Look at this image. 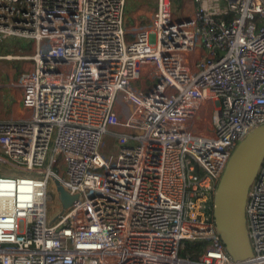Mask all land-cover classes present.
<instances>
[{"label": "built area", "instance_id": "obj_1", "mask_svg": "<svg viewBox=\"0 0 264 264\" xmlns=\"http://www.w3.org/2000/svg\"><path fill=\"white\" fill-rule=\"evenodd\" d=\"M190 1L138 24L126 0H0V42L32 40L0 120V264H237L213 198L264 124V0ZM244 211L264 264V159Z\"/></svg>", "mask_w": 264, "mask_h": 264}, {"label": "water", "instance_id": "obj_2", "mask_svg": "<svg viewBox=\"0 0 264 264\" xmlns=\"http://www.w3.org/2000/svg\"><path fill=\"white\" fill-rule=\"evenodd\" d=\"M264 159V124L243 138L230 155L213 198V219L226 252L237 264H257L247 234L245 202L248 188ZM63 208L77 197L56 183Z\"/></svg>", "mask_w": 264, "mask_h": 264}, {"label": "rangeland", "instance_id": "obj_3", "mask_svg": "<svg viewBox=\"0 0 264 264\" xmlns=\"http://www.w3.org/2000/svg\"><path fill=\"white\" fill-rule=\"evenodd\" d=\"M155 1L156 0H150V4H149L148 3L149 1H147V0H126L127 9L129 11V13L127 15V19H128L127 22L134 23V18L132 16H135V21L138 24L139 23H145L146 22V16L148 15V12L152 11V8H153V5L155 4ZM178 1H180V0H175V2L173 3V11L178 16H180L179 5L177 3ZM184 2H185V5L188 6L187 5L188 1L184 0ZM10 38H18V37H10ZM10 42H11L10 45H7V48H5V49L1 48V45L3 43L0 42V43H2V44H0V55L3 56L2 58H0V76L5 77L9 73H12L13 78H8V80H7L8 85L13 83L14 86L10 87V88L13 90L14 89L18 90V87L15 84L17 83V81L20 77V74L25 69L24 57H29L32 53V40L31 39H25V41H23V42H25L24 47H19V48H16V46L20 44L19 40L17 42L16 39H10ZM8 56H11V57H8ZM111 153H112V150H110L108 152L107 156H110ZM55 169H57V167ZM55 197H56V195H55ZM51 198L52 199L49 201V204H48L49 207L52 206V208H49L50 209L49 215L51 214V209L53 210L54 207L57 208V206H58V199H57V197L54 198L53 193L51 194ZM52 214H53V212H52Z\"/></svg>", "mask_w": 264, "mask_h": 264}, {"label": "crops", "instance_id": "obj_4", "mask_svg": "<svg viewBox=\"0 0 264 264\" xmlns=\"http://www.w3.org/2000/svg\"><path fill=\"white\" fill-rule=\"evenodd\" d=\"M147 1H149L148 3L150 4V0H147ZM187 1H188L187 7L190 10V7H192V3L190 0H187ZM155 6H156V1H155V4L153 5L152 11L154 10ZM151 12H148L146 19L151 14ZM128 13H129V11L127 9V15H128ZM132 17L135 19V16H132ZM10 39H16L17 42L19 40L20 44L17 45L16 48L24 47V45H25V42H23V41H25V39H23V38H20V37L8 38L2 42L3 44L0 43V44H2L1 48H3V49L7 48V45H10V43H11ZM24 59H25V62H24L25 67H28L30 60L26 57H24ZM8 78H13V74L9 73L5 77L0 76V120L8 119V118H16L17 117L16 110L18 109L19 103H20V96H21L20 90L19 89L18 90L11 89L10 87H13V86L8 85V82H7Z\"/></svg>", "mask_w": 264, "mask_h": 264}, {"label": "trees", "instance_id": "obj_5", "mask_svg": "<svg viewBox=\"0 0 264 264\" xmlns=\"http://www.w3.org/2000/svg\"><path fill=\"white\" fill-rule=\"evenodd\" d=\"M203 246V242H196L193 243L192 241L186 240L185 241V247L181 251L182 255L189 254L191 258H196L198 251Z\"/></svg>", "mask_w": 264, "mask_h": 264}]
</instances>
